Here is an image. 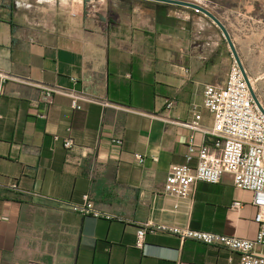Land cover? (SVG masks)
<instances>
[{
	"label": "crops",
	"instance_id": "0c3cea01",
	"mask_svg": "<svg viewBox=\"0 0 264 264\" xmlns=\"http://www.w3.org/2000/svg\"><path fill=\"white\" fill-rule=\"evenodd\" d=\"M229 55L216 25L185 6L0 0V264H238L236 251L170 232L136 247L146 224L257 232L252 193L229 173L186 196L164 189L173 165H196L189 138L212 150L203 93L224 84ZM51 88L94 101L74 109ZM195 112L200 130L186 126ZM85 202L101 216L72 209Z\"/></svg>",
	"mask_w": 264,
	"mask_h": 264
},
{
	"label": "built area",
	"instance_id": "2783aa9c",
	"mask_svg": "<svg viewBox=\"0 0 264 264\" xmlns=\"http://www.w3.org/2000/svg\"><path fill=\"white\" fill-rule=\"evenodd\" d=\"M251 83V81H250ZM67 95L74 109L80 108L81 101H94L81 92L63 88H51L45 92ZM168 101L166 107H170ZM203 105L212 116V128L208 132L212 138V150L205 144L198 148L193 139L187 143L186 160L196 156V165H173L166 176L164 189L169 195L186 196L191 186L197 182L218 183L224 173L232 175L236 187L252 193L251 204L255 209L254 221L258 225L253 238H240L226 234L180 229L164 225H143L136 230V247H142L147 231L170 232L180 240L193 239L208 245L224 246L239 253L238 264H264V256L252 254L255 246H264V113H262L249 92L240 69L233 61L223 85H206L203 93ZM262 105V104H261ZM264 109V105H262ZM200 114L194 113L193 119L186 126L200 130ZM70 138L63 140V146L70 148ZM138 162L143 161L140 154H135ZM15 187V185H12ZM240 201H234L231 209H239ZM74 211L100 217L101 214L91 209L85 202L74 205ZM30 264H43L33 262Z\"/></svg>",
	"mask_w": 264,
	"mask_h": 264
},
{
	"label": "rangeland",
	"instance_id": "374dc122",
	"mask_svg": "<svg viewBox=\"0 0 264 264\" xmlns=\"http://www.w3.org/2000/svg\"><path fill=\"white\" fill-rule=\"evenodd\" d=\"M186 1L209 9L225 25L243 66L250 72L247 75L253 91L264 105V0ZM229 54L233 62L230 50Z\"/></svg>",
	"mask_w": 264,
	"mask_h": 264
},
{
	"label": "water",
	"instance_id": "95a60500",
	"mask_svg": "<svg viewBox=\"0 0 264 264\" xmlns=\"http://www.w3.org/2000/svg\"><path fill=\"white\" fill-rule=\"evenodd\" d=\"M151 1L167 3V4H174V5H178V6H185V7H188V8L195 10L196 12L202 13L203 15L208 17L216 25V27L220 30L221 35H222L223 39L225 40V42L227 43V46L231 52V56H232L234 62L237 64L238 68L240 69V71L242 73L244 80L247 83V86H248V89H249V92L251 94L253 101L255 102L258 109L262 113H264V109H263L261 103L259 102L258 98L256 97V95L253 91V87L250 83L249 77L245 71V68H244L242 61H241V59L237 53V50H236L235 45H234V43H233V41L229 35V32L227 31L225 25L209 9L205 8L204 6H202L200 4L190 2V1H186V0H151Z\"/></svg>",
	"mask_w": 264,
	"mask_h": 264
},
{
	"label": "bare ground",
	"instance_id": "6f19581e",
	"mask_svg": "<svg viewBox=\"0 0 264 264\" xmlns=\"http://www.w3.org/2000/svg\"><path fill=\"white\" fill-rule=\"evenodd\" d=\"M254 86V85H253Z\"/></svg>",
	"mask_w": 264,
	"mask_h": 264
}]
</instances>
